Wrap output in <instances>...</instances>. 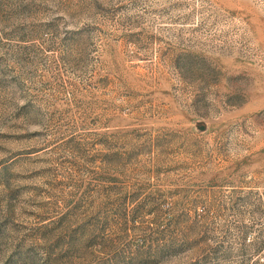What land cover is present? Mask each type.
<instances>
[{
	"label": "rangeland",
	"instance_id": "1",
	"mask_svg": "<svg viewBox=\"0 0 264 264\" xmlns=\"http://www.w3.org/2000/svg\"><path fill=\"white\" fill-rule=\"evenodd\" d=\"M0 264H264V0H0Z\"/></svg>",
	"mask_w": 264,
	"mask_h": 264
}]
</instances>
